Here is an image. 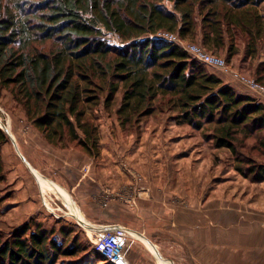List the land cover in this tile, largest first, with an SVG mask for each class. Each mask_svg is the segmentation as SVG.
I'll return each instance as SVG.
<instances>
[{
  "label": "trees",
  "instance_id": "obj_1",
  "mask_svg": "<svg viewBox=\"0 0 264 264\" xmlns=\"http://www.w3.org/2000/svg\"><path fill=\"white\" fill-rule=\"evenodd\" d=\"M263 3L0 0V91L12 92L49 144L75 148L91 158L101 153L100 126L93 113L102 98L109 108L123 90L117 115L126 127L154 114L157 100L168 97L177 120L195 129L212 127L215 147L235 155L236 171L261 182L264 164L239 156L238 144L242 134L264 132V103L238 94L183 48L153 36L171 32L194 40L201 32L204 47L227 48L229 56L237 53L238 38L245 36L246 57L256 60L264 52ZM107 34L117 35L122 46L110 44ZM257 75L264 84V61ZM9 141L0 127V185L6 181L2 148ZM70 236L66 227L47 228L31 218L9 235L0 231V264L82 258L88 249L78 240L72 245Z\"/></svg>",
  "mask_w": 264,
  "mask_h": 264
},
{
  "label": "rangeland",
  "instance_id": "obj_2",
  "mask_svg": "<svg viewBox=\"0 0 264 264\" xmlns=\"http://www.w3.org/2000/svg\"><path fill=\"white\" fill-rule=\"evenodd\" d=\"M165 3L168 7L173 6L171 2ZM260 10L264 14V3ZM106 38L113 46H122L117 35L107 34ZM201 40L202 33L198 32L197 39L185 41L202 45ZM236 48L238 51L233 56H229L227 48L206 49L225 58L231 70L257 80L264 52H260L256 60L246 57L245 36L238 38ZM233 81L223 82L231 86ZM231 87L236 90L235 86ZM241 95L259 100L254 92L253 95ZM122 99L121 89L109 108L105 107L102 98L94 110L101 132V153L95 158L87 155V164L75 171L77 180L71 175L38 177L27 170L38 208L49 209L45 210V219H33L47 228L66 227L71 233V244L78 240L88 249L79 260L60 258L56 264H107L94 252V231L87 230L88 222L98 228L120 225L130 231L127 258L132 246L148 253L145 243L136 236L144 234L152 240L156 238L154 241L160 245L161 258L165 260L163 264H208L199 245L208 244V229L215 230L213 235L217 239L218 227L224 222L227 239L232 241L243 240L244 234H255L264 227V180L252 182L236 171L235 155L228 149L215 147L212 127L195 129L177 120L178 114L168 104V97L157 100L154 114L141 118L137 124L123 127L117 115ZM0 117L3 126L0 127L10 140L12 132H19L28 139L32 137L33 123L9 89L0 91ZM239 138L238 155L264 164V132L249 137L242 134ZM5 176V183L0 185V199L4 203L0 206V231L9 235L30 219L21 226L12 224L21 218L7 205L11 193L6 169ZM66 177L76 183L78 179L82 180L81 190L77 191L81 194L69 190ZM90 187L96 194L87 197L88 203H81L80 195L86 198L84 193ZM63 196H68L83 213L84 217H79L81 223L70 215V205ZM57 236L59 241L63 240L60 234ZM194 246L198 247L194 249ZM213 262L218 264V258L215 257ZM245 264H264V258L252 250Z\"/></svg>",
  "mask_w": 264,
  "mask_h": 264
},
{
  "label": "crops",
  "instance_id": "obj_3",
  "mask_svg": "<svg viewBox=\"0 0 264 264\" xmlns=\"http://www.w3.org/2000/svg\"><path fill=\"white\" fill-rule=\"evenodd\" d=\"M215 70L216 69H212L210 71L221 78L227 84L235 80L230 74L224 73L222 71L221 73L219 72L220 70H218L217 72ZM233 83L234 84L231 86H235L236 90L239 93L253 95V92L244 84L240 83L239 81H233ZM19 116L23 117L22 114H19ZM11 120L12 118H10V121ZM10 123H12V121ZM33 132L34 133H32V137H29L30 139H28V136L26 137L24 135H21V133L19 132H12L13 134H10L12 140L6 143L2 149L5 169L7 171V177L9 179V191L12 194L9 201L7 202V205H10V208L12 209L14 215L16 214V216H19L21 218L17 219L16 222L13 221L12 224H17V226H21L31 218L45 219L47 214L46 211H49V209H45V211L38 208V203L35 198V191L32 187V183H30V178L27 174V170L38 177H44V175L48 177L53 175H61L65 178V176L71 175L73 179L77 180L75 171H79L83 164H87V154L80 151L76 152L73 150H63L49 144L44 139L43 135L34 126ZM75 180L72 181L70 179L68 180V178L65 179L69 186V190L77 192L78 190H81L82 180L78 179L77 183L75 182ZM55 185L56 184H52V186ZM61 193H64V191L61 190ZM79 193L77 192L76 194ZM84 194L86 198H83L80 195L81 203H88V198L96 193L90 187V189H88ZM63 198L70 205V215H73L80 222L81 219H79V217H84L83 213L79 210L75 202H73L68 196H63ZM53 213H51L50 215L52 216ZM52 219L58 218L52 217ZM80 223L77 224L81 226ZM224 224L218 227L217 239L213 235L215 234V230L213 229L210 231L208 229V244L199 245L202 247V254L206 256L205 262H207L208 264H213V261L216 257L218 258V264H245L248 258H250L252 250H255L257 254L261 255L264 258V227L259 228L258 232H256L255 234L253 232L248 234L247 236H245L244 234L243 240L232 241L230 240V238L227 239L226 233L228 232H226V225ZM87 225L89 226V229L87 230H90L91 232L94 230V228H96V226L90 225L89 222L87 223ZM107 226L111 225H106L104 227ZM87 230L86 233L88 234ZM140 236L136 237L141 238V241L145 243L144 246L146 247L150 255L148 253L144 254L143 252L132 246L128 253L129 262L131 264H163L165 260L161 258L160 245L155 243L156 241H154L156 240V238L152 240L151 237H147L144 234ZM197 247L194 246V249ZM206 252L207 255H205ZM169 264L172 263L169 262Z\"/></svg>",
  "mask_w": 264,
  "mask_h": 264
},
{
  "label": "built area",
  "instance_id": "obj_4",
  "mask_svg": "<svg viewBox=\"0 0 264 264\" xmlns=\"http://www.w3.org/2000/svg\"><path fill=\"white\" fill-rule=\"evenodd\" d=\"M154 39L183 48L190 57L210 69L229 73L235 80L247 86L258 99L264 103V86L257 80L249 79L231 70L225 58L209 51L206 47L197 43L183 40L177 33L160 32L153 36ZM2 119L0 117V126ZM3 127V126H1ZM94 252L101 254L107 264H130L127 258L129 247V232L120 225L99 228L93 233Z\"/></svg>",
  "mask_w": 264,
  "mask_h": 264
},
{
  "label": "bare ground",
  "instance_id": "obj_5",
  "mask_svg": "<svg viewBox=\"0 0 264 264\" xmlns=\"http://www.w3.org/2000/svg\"><path fill=\"white\" fill-rule=\"evenodd\" d=\"M93 228H94V227H93ZM98 230H99V228H97V227H96V228H94V230H93V231L95 232V231H98Z\"/></svg>",
  "mask_w": 264,
  "mask_h": 264
}]
</instances>
